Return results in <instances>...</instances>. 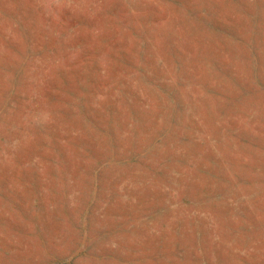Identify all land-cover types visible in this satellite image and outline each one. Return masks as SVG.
I'll list each match as a JSON object with an SVG mask.
<instances>
[{"label": "rangeland", "instance_id": "rangeland-1", "mask_svg": "<svg viewBox=\"0 0 264 264\" xmlns=\"http://www.w3.org/2000/svg\"><path fill=\"white\" fill-rule=\"evenodd\" d=\"M0 264H264V0H0Z\"/></svg>", "mask_w": 264, "mask_h": 264}]
</instances>
